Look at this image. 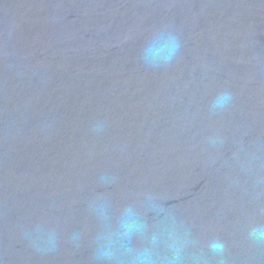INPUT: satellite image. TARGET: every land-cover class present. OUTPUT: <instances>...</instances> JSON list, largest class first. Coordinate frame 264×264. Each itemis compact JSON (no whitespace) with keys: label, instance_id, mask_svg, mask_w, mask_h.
Masks as SVG:
<instances>
[{"label":"water","instance_id":"water-1","mask_svg":"<svg viewBox=\"0 0 264 264\" xmlns=\"http://www.w3.org/2000/svg\"><path fill=\"white\" fill-rule=\"evenodd\" d=\"M122 221L264 264V0H0V264H105Z\"/></svg>","mask_w":264,"mask_h":264},{"label":"clouds","instance_id":"clouds-1","mask_svg":"<svg viewBox=\"0 0 264 264\" xmlns=\"http://www.w3.org/2000/svg\"><path fill=\"white\" fill-rule=\"evenodd\" d=\"M179 48L178 42L172 47L171 54L167 57L170 60ZM230 93H221L213 103V109L223 110L231 102ZM120 229L109 233L105 247L100 249L97 258L104 261L105 264H180L185 241L175 234L171 225L161 223L150 236L145 235L147 241L144 247L128 248L121 241L124 237L130 236L133 228L128 227L122 221ZM141 235L146 232V226L141 225L136 229ZM250 235L259 240H264V227L253 228ZM207 248L210 252L217 255H223L226 245L219 239H212L208 242ZM170 253L162 255L161 253Z\"/></svg>","mask_w":264,"mask_h":264}]
</instances>
